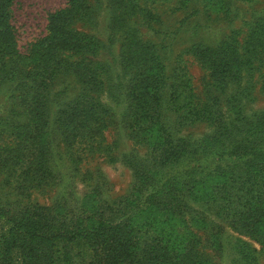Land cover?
<instances>
[{
	"label": "rangeland",
	"instance_id": "374dc122",
	"mask_svg": "<svg viewBox=\"0 0 264 264\" xmlns=\"http://www.w3.org/2000/svg\"><path fill=\"white\" fill-rule=\"evenodd\" d=\"M69 1L13 0L10 22L20 54L28 55L32 45L48 35L51 14ZM137 1L141 7L132 9L120 0H85L86 10L74 26L98 43L90 51L63 58L43 83L34 81L36 71L29 75L30 68L17 70L1 58L7 50L0 47V148L12 132L27 124L23 99L29 93L40 102L44 100L49 116L52 171L47 183L38 186L26 178V162L0 152V203L11 208L39 205L63 213L134 198L147 184L159 187L172 177L189 174L190 179L203 182L217 167L232 164L227 154L221 159L215 158L216 153L204 154L222 149L220 131L224 126L242 125L247 120L253 125L264 122V30L255 38L256 43L251 40L256 24L264 18V0ZM141 40L154 45L163 71L159 83L161 115L138 136L130 128L129 101L137 70L125 51L126 44ZM258 42L263 46L257 49ZM207 48L217 52L227 49L232 68H212L202 51L209 53ZM246 55L252 57L246 60ZM83 60L100 65L98 79L102 84L89 91V96L108 110L107 127L102 132L106 145L95 151L85 150L84 143H75L72 149L60 127L66 109L84 90L86 73L78 66ZM92 85L95 87H89ZM256 136L259 141L255 143L253 138L251 146L260 143L263 157L264 135ZM183 144L190 146L188 152L178 156ZM199 145L203 151L197 150ZM258 157L254 152L248 162ZM23 180L30 189L19 188ZM255 186L250 183L247 189ZM178 195L182 199V193ZM249 198L264 208V195L259 199L258 191H253ZM203 204L194 196L188 198L185 213L176 209V218L166 220L155 211V216L137 211L134 224L148 225L151 233L164 231L165 240L176 247L182 246L185 233H197L201 252L213 264H264V246L258 238L238 232L224 214ZM3 225L4 220H0V228ZM241 245L254 249L257 259H241Z\"/></svg>",
	"mask_w": 264,
	"mask_h": 264
},
{
	"label": "trees",
	"instance_id": "16d2710c",
	"mask_svg": "<svg viewBox=\"0 0 264 264\" xmlns=\"http://www.w3.org/2000/svg\"><path fill=\"white\" fill-rule=\"evenodd\" d=\"M120 1L128 8L141 7L137 0ZM12 4L13 0H0V47L7 50L1 58L8 59L17 70L30 68L29 75L36 71L35 82H45L47 74L63 58L90 51L98 43L94 37L74 26L75 19L86 7L85 0H70L66 7L51 14L48 35L35 42L28 55H22L16 48L10 22ZM263 30L264 18L256 24L252 43H256L255 38ZM261 46L262 43L258 42L257 49ZM126 47V56L137 70L129 89L130 128L139 136L161 115L159 83L163 64L150 42L132 41ZM207 50L210 52L202 51L207 54L212 68H232L227 61V49L226 52ZM202 51L198 54L201 55ZM251 57L246 55L245 59ZM78 63L86 73L87 81L84 80L80 97L63 114L60 127L65 142L72 149L75 143H84L85 150L92 148L95 151L106 145L102 132L107 127L108 113L100 102L89 96V91L97 90L102 84L98 79L100 65L85 60ZM89 84H95V87H89ZM36 99L39 98L26 94L23 105L27 124L22 130L11 133V139L1 145L0 152L1 155L15 156L20 163L26 162L27 167L23 170L26 178L41 186L52 175L48 157L50 122L44 100ZM263 124L253 125L247 120L242 125L224 126L220 131L222 149L206 150L204 154L216 153L217 159L227 154L232 164L217 167L203 182L190 179L189 174L172 177L159 187L147 184L143 193L137 192L134 198H124L107 206L97 205L90 210L66 209L63 213L39 205L11 208L10 204L0 203V220H4L0 228V264H213L212 259L201 252V237L197 233L188 231L184 234L182 246L176 247L173 242L165 240L164 231L151 233L148 225L139 227L134 224L137 215L133 214L137 211L147 214L155 211L164 216V220L175 219L176 209L185 213L188 198L193 196L206 208L214 207L217 214H224L235 230L258 238L256 240L264 246V208L249 198L253 191H258L259 199L264 195L262 147L260 143L251 146L253 138L255 143L259 141L257 134L259 138L264 135ZM227 141L229 145H226ZM189 147L183 144L178 156L187 153ZM199 149L203 151L200 145ZM254 152H258L259 157L248 162ZM250 183L256 184L254 190L247 189ZM19 188L31 187L27 180H23ZM240 249L241 259H257L256 251L250 246L241 245Z\"/></svg>",
	"mask_w": 264,
	"mask_h": 264
}]
</instances>
